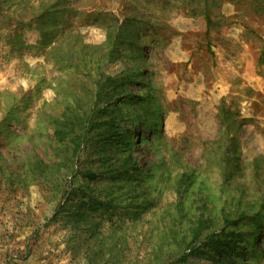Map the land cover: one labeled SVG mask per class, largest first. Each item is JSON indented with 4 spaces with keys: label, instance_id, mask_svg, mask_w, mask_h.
<instances>
[{
    "label": "rangeland",
    "instance_id": "1",
    "mask_svg": "<svg viewBox=\"0 0 264 264\" xmlns=\"http://www.w3.org/2000/svg\"><path fill=\"white\" fill-rule=\"evenodd\" d=\"M167 255L264 264V0H0V264Z\"/></svg>",
    "mask_w": 264,
    "mask_h": 264
},
{
    "label": "trees",
    "instance_id": "2",
    "mask_svg": "<svg viewBox=\"0 0 264 264\" xmlns=\"http://www.w3.org/2000/svg\"><path fill=\"white\" fill-rule=\"evenodd\" d=\"M115 87H110L109 90H106L109 92V94H105V96L109 97V102L113 99H115L116 97L113 95V93L115 92ZM102 99V97L100 96V94H97V99L95 102V107L97 108L96 110H91V116L89 117V121H91V126L92 124L95 122V120H93V116L95 113L97 114L99 111H101V105L99 106V101ZM106 109V108H105ZM222 112L225 115L224 118V122L226 124V129L229 130L230 127V121L228 119L227 116V111H223ZM74 130L73 129H69L66 130L64 128H57L56 129V135L58 136V138H60L61 140H64L65 137H69L73 136ZM88 137V132H86L84 129L78 131L76 133V139L81 141H85ZM71 138V137H70ZM235 146V145H233ZM227 152H229L228 154L230 155V153L232 152L231 147H229L227 149ZM75 158V159H74ZM80 158V155H75L73 157V160H78ZM71 158H68V160H70ZM228 159H230V157H228ZM66 160V162L68 161ZM74 164V161H73ZM68 167V173H67V181H69V187L73 188V184L74 181L77 179V175L78 173H81V171L74 169V167L67 165ZM129 170L126 171V173ZM84 176H91L92 179L94 180L97 175L95 172L91 171V170H85V172H83ZM70 178V179H69ZM69 179V180H68ZM73 190V189H71ZM81 192L84 193L86 192V189H81ZM88 199H86L85 201V205H87ZM99 204H102L99 202ZM263 207H261V209L256 213L257 215L261 214V210ZM224 220L226 222L229 221L228 218L224 217ZM210 219H205V218H198L196 222H193L192 225H190V227L188 228L189 231V235L187 234H183V235H179L178 232L174 233V239L172 240V244L173 246L176 248V258H178V255L182 256V260H184L187 256L188 253H186V251L188 249H190V252L195 253L196 256H198L204 247L206 246H211V250L212 251H216L219 252L220 250L223 249V247L229 242L230 239H228L227 241L225 239H223V236L228 235L227 232L221 230V231H208V233L206 235H204L203 237H201V234L204 230H208L210 228ZM179 236V237H178ZM175 255H167L166 257H156V261L155 262H150V264H175L179 259H173ZM169 262V263H168ZM135 264V263H133Z\"/></svg>",
    "mask_w": 264,
    "mask_h": 264
}]
</instances>
